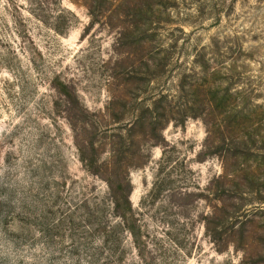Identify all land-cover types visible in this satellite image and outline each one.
<instances>
[{
    "label": "rangeland",
    "instance_id": "rangeland-1",
    "mask_svg": "<svg viewBox=\"0 0 264 264\" xmlns=\"http://www.w3.org/2000/svg\"><path fill=\"white\" fill-rule=\"evenodd\" d=\"M0 264H264V0H0Z\"/></svg>",
    "mask_w": 264,
    "mask_h": 264
},
{
    "label": "trees",
    "instance_id": "trees-1",
    "mask_svg": "<svg viewBox=\"0 0 264 264\" xmlns=\"http://www.w3.org/2000/svg\"><path fill=\"white\" fill-rule=\"evenodd\" d=\"M129 182L130 181H129V179L127 177H126L125 182H120L119 181L118 187L124 188L123 184H125V187L128 188V190L126 189L125 192L121 191V196H119L117 194L116 197H115V204H117L118 206L122 205L123 208H124L123 212H121V214L119 213L123 218H125V215H126V209L124 207V204L127 207V209H130V207H131L130 200H129V187H130V183Z\"/></svg>",
    "mask_w": 264,
    "mask_h": 264
}]
</instances>
